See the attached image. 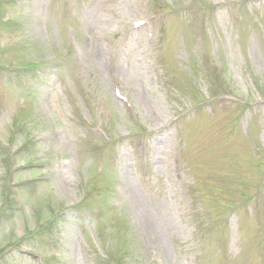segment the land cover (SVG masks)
<instances>
[{"label":"rangeland","instance_id":"obj_1","mask_svg":"<svg viewBox=\"0 0 264 264\" xmlns=\"http://www.w3.org/2000/svg\"><path fill=\"white\" fill-rule=\"evenodd\" d=\"M0 264H264V0H0Z\"/></svg>","mask_w":264,"mask_h":264},{"label":"trees","instance_id":"obj_2","mask_svg":"<svg viewBox=\"0 0 264 264\" xmlns=\"http://www.w3.org/2000/svg\"><path fill=\"white\" fill-rule=\"evenodd\" d=\"M10 187H16V185H8V188H10Z\"/></svg>","mask_w":264,"mask_h":264}]
</instances>
